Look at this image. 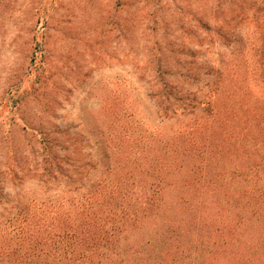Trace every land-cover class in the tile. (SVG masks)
Listing matches in <instances>:
<instances>
[{
  "label": "trees",
  "instance_id": "trees-1",
  "mask_svg": "<svg viewBox=\"0 0 264 264\" xmlns=\"http://www.w3.org/2000/svg\"><path fill=\"white\" fill-rule=\"evenodd\" d=\"M198 70L159 79L156 122L115 106L92 153L44 138L0 264H264V74Z\"/></svg>",
  "mask_w": 264,
  "mask_h": 264
},
{
  "label": "rangeland",
  "instance_id": "rangeland-1",
  "mask_svg": "<svg viewBox=\"0 0 264 264\" xmlns=\"http://www.w3.org/2000/svg\"><path fill=\"white\" fill-rule=\"evenodd\" d=\"M209 64L264 74V0H0V219L39 190L44 138L92 153L115 106L156 122L159 79Z\"/></svg>",
  "mask_w": 264,
  "mask_h": 264
}]
</instances>
